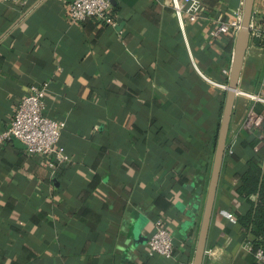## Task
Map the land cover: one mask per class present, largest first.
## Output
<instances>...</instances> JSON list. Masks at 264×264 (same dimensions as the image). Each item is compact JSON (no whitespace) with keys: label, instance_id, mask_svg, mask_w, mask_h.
I'll return each mask as SVG.
<instances>
[{"label":"crops","instance_id":"crops-1","mask_svg":"<svg viewBox=\"0 0 264 264\" xmlns=\"http://www.w3.org/2000/svg\"><path fill=\"white\" fill-rule=\"evenodd\" d=\"M177 22L172 0H109L116 27L72 24L68 0H0V133L30 86L65 123L68 161L50 169L16 139L0 144V264H192L237 32L238 0H200ZM253 18L264 22V0ZM264 47L250 40L238 82L203 264H251L235 224L233 174L264 147ZM262 116L246 128L248 111ZM235 155L237 158H230ZM224 161V160H223ZM174 256L150 254L157 220Z\"/></svg>","mask_w":264,"mask_h":264},{"label":"built area","instance_id":"built-area-1","mask_svg":"<svg viewBox=\"0 0 264 264\" xmlns=\"http://www.w3.org/2000/svg\"><path fill=\"white\" fill-rule=\"evenodd\" d=\"M11 6L24 5L23 0H2ZM239 1V11L232 21L221 22L216 26L212 35L226 34L229 30L238 32L242 20V6L244 0ZM109 0H68L66 15L72 24H80L88 19H96L103 25L115 28L116 22L109 14ZM172 9L175 18L180 26L183 25V17L190 22H197L201 18L202 3L200 0H172ZM250 40H264V22H259L252 17L250 23ZM195 72L211 86L226 91L227 84L216 83L203 76L195 64ZM48 93V85L30 86L28 92L18 104L12 120L5 131L0 133V144L16 139L24 146V153L29 156L42 157L47 166L52 169L56 164H63L68 161V156L59 148L61 134L65 123L53 120L44 112V98ZM251 101L264 104V84L261 87V94L246 95ZM263 121L262 116L250 110L244 118L246 128H258ZM261 166L264 170V147L261 157ZM235 220L232 218V221ZM150 254L160 255L165 258L174 256L173 238L166 229L162 220H157L150 238L146 243ZM247 253L251 254L256 263L264 262L263 252H253L250 245L245 246Z\"/></svg>","mask_w":264,"mask_h":264},{"label":"water","instance_id":"water-1","mask_svg":"<svg viewBox=\"0 0 264 264\" xmlns=\"http://www.w3.org/2000/svg\"><path fill=\"white\" fill-rule=\"evenodd\" d=\"M254 0H244L242 6V20L234 42L232 63L227 80L225 101L222 116L218 127L214 148L210 178L206 190V197L199 226L192 264H203L208 232L212 219L220 173L226 151V142L229 131L231 114L235 96L238 92V82L243 66L244 57L250 43V23L253 17Z\"/></svg>","mask_w":264,"mask_h":264},{"label":"trees","instance_id":"trees-1","mask_svg":"<svg viewBox=\"0 0 264 264\" xmlns=\"http://www.w3.org/2000/svg\"><path fill=\"white\" fill-rule=\"evenodd\" d=\"M253 43L255 46L264 47V40H254ZM261 157L262 154L249 150L243 168L234 173L233 178L236 182L234 195L240 204L235 218L240 240L248 243L253 252L261 250L264 256V170ZM230 158L237 157L230 155ZM227 160L226 156L223 163ZM251 264L264 262L256 263L253 259Z\"/></svg>","mask_w":264,"mask_h":264}]
</instances>
